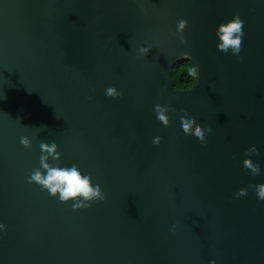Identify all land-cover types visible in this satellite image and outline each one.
Masks as SVG:
<instances>
[{"label": "water", "instance_id": "1", "mask_svg": "<svg viewBox=\"0 0 264 264\" xmlns=\"http://www.w3.org/2000/svg\"><path fill=\"white\" fill-rule=\"evenodd\" d=\"M233 13L239 61L212 32ZM181 18L187 45L170 38ZM184 61L193 90L171 80ZM157 103L174 109L168 127ZM181 108L211 127L205 144L179 130ZM50 141L104 201L74 210L27 182ZM261 183L264 0H0V264H264V201L233 196Z\"/></svg>", "mask_w": 264, "mask_h": 264}, {"label": "clouds", "instance_id": "2", "mask_svg": "<svg viewBox=\"0 0 264 264\" xmlns=\"http://www.w3.org/2000/svg\"><path fill=\"white\" fill-rule=\"evenodd\" d=\"M188 25L186 19H179L175 25V31L170 33V38L179 40L181 45H187V40L184 36V31ZM244 21L238 13H233L231 19L224 23L217 24L213 29L215 37V48L217 51L224 54H231L236 59L242 60L241 45L243 43ZM151 46H138V53L142 57H147ZM184 57H189L185 54ZM197 66L188 68V73L192 78V83L196 86L198 84L199 73ZM194 86V87H195ZM192 87V90L194 89ZM105 96L116 99L123 95L121 90L115 86L105 88ZM172 92L173 89H171ZM156 120L164 127H168L170 123L169 113L174 109L171 105H161L159 103L153 105ZM176 120L179 130L185 134H190L195 137L201 144L206 143V134L212 131L207 124L201 126L190 114L183 108L176 113ZM161 137L155 136L152 139L153 145H159ZM20 144L25 148L31 147V140L28 137H21ZM40 156L39 166L33 169L29 175L27 182L35 183L40 187L42 192L58 199L60 203L71 202L74 210L81 208H88L93 202H102L106 199V195L99 183H93L90 175L81 173L76 164L71 166H62L61 153L58 151V145L55 141L41 142L39 144ZM259 151L255 145H249L244 150V158L241 161V166L247 169L249 174L256 176L260 173V164L255 162L252 157L258 156ZM248 189H252L257 200L264 201V183L249 184L247 187L239 188L233 193L234 198L246 196ZM172 225L169 224V228ZM6 231V225L0 223V233ZM208 264H215L214 260H209Z\"/></svg>", "mask_w": 264, "mask_h": 264}, {"label": "trees", "instance_id": "3", "mask_svg": "<svg viewBox=\"0 0 264 264\" xmlns=\"http://www.w3.org/2000/svg\"><path fill=\"white\" fill-rule=\"evenodd\" d=\"M190 66L193 67L189 61L180 62L174 66L171 80L175 89L188 90L194 85L188 73V68Z\"/></svg>", "mask_w": 264, "mask_h": 264}]
</instances>
